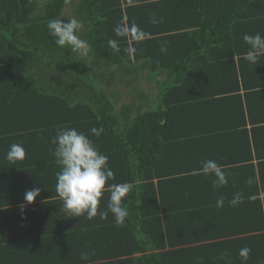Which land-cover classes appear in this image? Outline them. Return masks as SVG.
I'll use <instances>...</instances> for the list:
<instances>
[{"label":"trees","instance_id":"obj_1","mask_svg":"<svg viewBox=\"0 0 264 264\" xmlns=\"http://www.w3.org/2000/svg\"><path fill=\"white\" fill-rule=\"evenodd\" d=\"M71 17L84 24L86 56L49 35V20ZM256 33L264 0H0V264H264V152L240 126L247 115L258 122L249 109L264 105V55L243 59V36ZM140 75L154 85L137 84ZM63 127L108 157L114 178L98 211L110 185H132L120 227L110 212L63 210L50 143ZM13 143L26 154L10 165ZM205 160L227 184L200 173Z\"/></svg>","mask_w":264,"mask_h":264},{"label":"clouds","instance_id":"obj_2","mask_svg":"<svg viewBox=\"0 0 264 264\" xmlns=\"http://www.w3.org/2000/svg\"><path fill=\"white\" fill-rule=\"evenodd\" d=\"M152 23H157V21L153 19ZM83 27V22L75 17L51 19L47 23L49 35L54 38V43L61 48L66 47L80 56H86L91 50L87 41L81 39L80 32ZM114 32L117 36L126 35V31L119 25L114 28ZM243 40L248 46V51L244 54L243 59L250 64H257L258 58L264 55V36L259 33L245 34ZM109 45L119 51L118 43L115 40H109ZM131 51L134 52L135 49L133 48ZM161 51L166 52V46H162ZM90 131L99 137L102 129L94 127ZM50 143L55 146L52 149V154L59 166V171L56 173L55 190L63 202V210L67 217L86 216L87 219H93L99 215L101 219H106L110 212L114 217L115 226L123 225L128 212L122 206V200L131 191V184L110 185L107 210L98 211L106 182L114 178V173L108 166V157L99 152L85 133L79 132L75 128L57 129ZM25 154L22 144L13 143L9 146L5 159L10 165H15L17 161L25 158ZM199 171L203 175L215 177L214 188L227 184L226 175L215 160L203 161ZM39 193V188L25 192L24 202L21 204L22 212L24 204L32 203ZM239 201L240 196L237 194L234 197V203ZM223 203V198H220L216 201V206L222 207ZM249 252L250 249L243 248L239 255L243 260H247ZM88 256L87 252L80 254L82 260H87Z\"/></svg>","mask_w":264,"mask_h":264},{"label":"crops","instance_id":"obj_3","mask_svg":"<svg viewBox=\"0 0 264 264\" xmlns=\"http://www.w3.org/2000/svg\"><path fill=\"white\" fill-rule=\"evenodd\" d=\"M44 0H40V2H42ZM69 5H66L63 13L66 11L67 7ZM41 8V5H40ZM64 16H67V14H65ZM259 72L257 73V75L262 76V77H258L256 79V81L261 82L264 81V69L261 71L258 68H256ZM251 111V113H253L255 116L254 118L258 119V122H252L249 119V115H247L246 117V122L243 125H240L243 128H246L248 135L253 136L256 138L257 142H259V153L263 154L264 152V121H260L264 119V105L260 104V105H256L255 107H251V109H249ZM253 118V116H252ZM256 124V125H255ZM255 125V127H253L251 129V127ZM256 162V160H255ZM254 163V162H253Z\"/></svg>","mask_w":264,"mask_h":264},{"label":"rangeland","instance_id":"obj_4","mask_svg":"<svg viewBox=\"0 0 264 264\" xmlns=\"http://www.w3.org/2000/svg\"><path fill=\"white\" fill-rule=\"evenodd\" d=\"M70 10H71V8L68 6L67 9H66V11L63 13V15L67 14V16H72V13H71ZM136 78H137L136 83L139 84V85L142 84L141 81H143V83L145 82V84H148V85H154L153 82L149 81L150 79H148V78H147L146 76H144V75H140V76H138V77H136ZM161 79H162V77H156V78H155V81H157V80H158V81H161ZM148 85H147V86H148ZM116 87H117V88H118V87H119V88H122V85L119 86V85L117 84ZM118 100H119V102L127 101V99L125 98V95H124V94H121Z\"/></svg>","mask_w":264,"mask_h":264}]
</instances>
